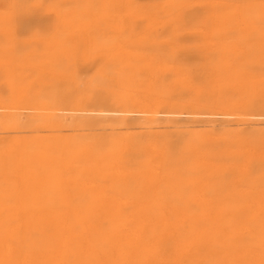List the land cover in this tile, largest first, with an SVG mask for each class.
I'll list each match as a JSON object with an SVG mask.
<instances>
[{
  "label": "bare ground",
  "instance_id": "bare-ground-1",
  "mask_svg": "<svg viewBox=\"0 0 264 264\" xmlns=\"http://www.w3.org/2000/svg\"><path fill=\"white\" fill-rule=\"evenodd\" d=\"M0 264H264V0H0Z\"/></svg>",
  "mask_w": 264,
  "mask_h": 264
}]
</instances>
